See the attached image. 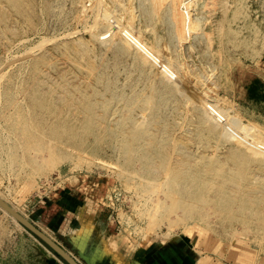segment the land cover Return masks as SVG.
Instances as JSON below:
<instances>
[{"label": "rangeland", "instance_id": "374dc122", "mask_svg": "<svg viewBox=\"0 0 264 264\" xmlns=\"http://www.w3.org/2000/svg\"><path fill=\"white\" fill-rule=\"evenodd\" d=\"M31 1L33 16L25 18L0 0L3 201L60 247L65 245L59 233L91 221V229L121 256L148 252L150 259L169 258L164 249L173 247L187 254L185 264L192 257L194 264H264L263 221L222 225L199 209L191 211L186 226L182 215H174L172 222L180 226L172 228L168 218L159 220L156 196L164 189L165 170L149 176L135 154L125 157L117 143L131 123H122L121 135L116 125L126 114L127 98L148 97L145 115L142 103L129 105L151 135L140 155L158 146L166 163H186L192 179L197 162L218 163L221 173L238 170L232 153L237 151L247 157L239 178L264 193V106L252 97L264 101V0H164L166 22L150 31L139 23L147 0ZM178 12L186 17V31L175 22ZM233 25L239 31L235 44L226 40ZM156 33L166 47L154 54L148 39ZM118 46L123 54L116 60ZM143 60L140 72L137 61ZM174 82L181 97L167 91ZM86 121L94 135L82 136ZM66 202L73 206L67 212ZM58 221L61 227L54 228ZM56 263L65 264L0 208V264Z\"/></svg>", "mask_w": 264, "mask_h": 264}, {"label": "bare ground", "instance_id": "6f19581e", "mask_svg": "<svg viewBox=\"0 0 264 264\" xmlns=\"http://www.w3.org/2000/svg\"><path fill=\"white\" fill-rule=\"evenodd\" d=\"M4 1L6 2V4L10 8V10L14 13L15 16H16V14L23 16L25 18L29 17V15L33 16L34 3H32L31 0H4ZM147 1L149 2V7L148 6L144 7L142 5L140 6L141 15L139 18V23H140V26L142 29L150 31L156 26L155 24L157 22L162 21L163 23H165L167 17L161 16V7H162V4L164 3L163 2L164 0H147ZM150 2H151V4H150ZM180 3H182V2L180 1ZM224 16L227 20H230L229 15L226 16V14H225ZM230 17H232V16H230ZM234 18H235V16L233 15V19ZM174 19H175V22L177 23V25L179 26V28H182L183 30L186 31V27H187L188 22L186 21L185 15L182 14L181 12L175 13ZM178 20H179V22H178ZM236 22H239V21L237 20ZM179 23L181 24V26ZM219 23L221 24V21ZM233 26H234V28H230V30H228L230 32H227V38H226V36L224 37V35H226V34H223L222 36H218V38L220 37L219 38L220 42H223L225 40V38H226L228 43L231 42L232 44H235L238 41L239 31H238V29H236L237 27H235V25H233ZM229 35H230V38H229ZM148 43L150 44V46L154 50V54H156L157 51L162 52L166 47V43L161 40V37L158 33H156L154 36L149 37ZM127 45H128V43H127ZM122 48H120L119 46L117 48H115L114 52H115L116 60L120 59L121 55L123 54ZM130 49L131 48H129L127 50H130ZM70 52H71V50H70ZM70 57L76 63H78V60H77L78 57L76 56L75 52H72ZM145 65H146L145 60L137 61L138 71L142 72L143 71L142 68ZM230 77H231L230 75H227V77L225 78L226 81L229 80ZM229 82L231 83V81H229ZM174 83H175V85H172V84L166 85L167 91H168V93H173L174 95L176 94V95L181 97L182 93L179 92V90L177 89V83L176 82H174ZM238 85H240V84L237 83L236 86H238ZM150 89L153 90V86H151ZM262 89H263V94H264V84L262 86ZM105 92H107V91H105ZM112 96H111V98H112ZM133 97H135V96H133ZM133 97L130 99L127 98L128 99V101H127V104H128L127 107L128 108H126L127 110L123 108L124 110H126V114L123 117L121 114L122 112H120L119 114L123 118L116 124V125H118L119 130H121V132L119 133L120 135L124 130V125L122 123H126V122L131 123V125L129 126V130H126L122 133V135H121L122 139L121 140L119 139L120 141H118V142H120L119 144L117 142H115V139L113 142L115 145L117 143V148L122 147L123 152L126 153V154H124L125 157L128 154L129 155L135 154L136 155L135 160L140 161L141 168L145 169L146 174L148 173L149 176L154 175L156 173V171H158L162 168H163V170H165L164 172L166 174L165 175L166 177L162 182H160V183H162V185L164 184V189L161 191L159 190L160 191L158 194L159 197L156 196V198H158V202L156 203L157 204L156 209H158L157 211H160V216L158 218L159 220H165L168 218L170 220L169 221L170 223H168L170 225L169 228L170 227L172 228V227L180 226L177 223L175 224L174 222H172L174 215H175V218H179L180 215H182L186 219L185 221H183L182 224H184L183 226H186L187 225L186 222L188 220L192 219V216H190L191 211L199 209V210H203L205 212L211 213V215H214L218 221V224H222V225L224 223H227V225L230 226V224L233 222V220H238L241 223H249L251 220H252V222H253V220H256L257 222H259V221L264 222V193L261 192L260 188L257 190L250 189L248 187V181L246 182L245 180H241V178H239V177H241L240 175H244L245 168L243 166L247 162V159H246L247 157H244L243 155H239L237 153V151H232V153L234 155L233 157L236 158L237 164H239V169L237 168L238 170L235 171L234 169H230V170L228 169L227 171L221 173L222 172V171H220L221 167L218 163L211 162V161H204L202 163L197 162L196 165L199 167V169L196 171V174L192 177V179H188V177H187V176H189V173L185 168V166L187 165L186 163H182V165L180 164L179 165L180 167L177 165L171 166L169 161H168V163H166L165 162V155L161 152L162 150L160 151V148H158V146L152 147L150 152H148V150H147V152L144 156L140 155L141 150L143 151L145 149V146H146L145 142L147 141V139H151V135H150V132L148 131L149 129L146 128L147 126L145 125V122H143V118L138 119L139 117L137 118L136 115L134 116V114L132 113L133 112L132 109L129 107V105H134V103L136 101V97L135 98H133ZM137 97H139V96H137ZM252 97L254 99L258 100L257 104L259 106L260 105L264 106V101H261L258 98V96L253 94ZM147 99H148V97H145V98L139 97L136 101L140 104L141 103L143 104L142 108L140 110V111H142L143 115H145V113L148 111V107L147 108L145 107L147 105V101H145V100H147ZM104 100H102V101H104ZM117 100H120V99H117ZM10 102L13 103V101H10ZM31 103H33V102H31ZM119 103H121V101ZM14 104H15V102H14ZM33 105L35 106V104H33ZM197 106L203 107V104L198 103ZM104 107H107V106H104ZM83 108H84V110L87 111L86 113L91 114L90 112H91L92 108L88 103L84 104ZM104 109L107 110L106 108H104ZM114 110H115V108H114ZM114 110H113L114 113L117 112ZM124 110H123V112H124ZM106 112L108 113V111H106ZM110 112H111V110H110ZM113 112H111V113L114 114ZM211 115H212V113H211ZM122 127H123V129H122ZM81 128H83L82 130H84V131H82L84 133V135H82V136L94 135V133H96L93 130V126L90 122L87 123V121H86V123H84L81 126ZM117 129L118 128H116V130ZM112 132H114V131H112ZM70 133H71V130H70ZM72 135H74V134H72ZM114 135H116V133ZM62 136H64V135L62 134ZM67 138H70V137H67ZM96 139L97 138H95V140ZM158 140H160V138H156V141H158ZM148 142H149V140H148ZM207 159H209V158H207ZM230 162H232V161H230ZM134 164H133V166H135ZM207 168L211 169V170L209 169L208 173L206 172ZM164 172H162V173H164ZM243 179H244V177H243ZM157 185H160V184H157ZM162 185H161V187H162ZM158 187L160 188V186H158ZM152 192L153 191H151V193ZM173 194H177L178 198H173L174 197V196L172 197ZM0 199L3 200V198L1 196H0ZM206 207L208 208V211L206 210ZM178 209L183 210V212L181 214H177ZM4 212L7 213L6 211H4ZM155 221H157V220H155ZM259 229H260V227H259ZM255 231H256V226H255ZM260 231L262 232V229ZM263 233H264V231H263Z\"/></svg>", "mask_w": 264, "mask_h": 264}, {"label": "crops", "instance_id": "0c3cea01", "mask_svg": "<svg viewBox=\"0 0 264 264\" xmlns=\"http://www.w3.org/2000/svg\"><path fill=\"white\" fill-rule=\"evenodd\" d=\"M65 204L63 208L66 212L72 210L73 206L70 202H68V204L66 202ZM61 222L62 221H58L54 223V228H60L62 225ZM78 228L77 226L76 228L74 226L70 227L67 234L59 230V232H61L59 234L62 236V241L65 245V247H61L65 251L77 255L79 260L84 262L83 264H185L184 260L189 259V257L186 256L187 254L181 255V253H176V249L173 247L167 250L164 249V251L170 255L169 258H165L164 255L163 258H159L160 255L156 254L154 255L156 257L155 260L150 259L148 258L150 257L148 252H141L138 255L136 254L135 257L133 254L121 256L117 253V249L113 245H105L104 239L99 238L98 233H95L91 229V221L89 224L84 223L81 229ZM63 229L65 230L64 227H62V230ZM194 243L193 241V244ZM190 255L192 256V254ZM194 260V257H192V260H189L187 264H194ZM202 264H206V262Z\"/></svg>", "mask_w": 264, "mask_h": 264}, {"label": "water", "instance_id": "95a60500", "mask_svg": "<svg viewBox=\"0 0 264 264\" xmlns=\"http://www.w3.org/2000/svg\"><path fill=\"white\" fill-rule=\"evenodd\" d=\"M0 207L13 217L20 225L41 240L51 251L57 254L65 264H78L62 247L53 242L50 238L31 225L25 218L11 209L3 200L0 199Z\"/></svg>", "mask_w": 264, "mask_h": 264}]
</instances>
